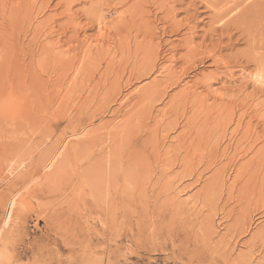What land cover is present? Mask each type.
Returning <instances> with one entry per match:
<instances>
[{"label":"rangeland","instance_id":"374dc122","mask_svg":"<svg viewBox=\"0 0 264 264\" xmlns=\"http://www.w3.org/2000/svg\"><path fill=\"white\" fill-rule=\"evenodd\" d=\"M199 1L0 0V264H264L259 151H223L230 137L215 151L213 122L197 126L246 99L233 93L247 73L211 60L179 72L221 34ZM231 32L216 50L222 59L245 48ZM43 48L80 56L83 74L39 63ZM147 51L156 68L139 79ZM169 72L182 76L175 86ZM188 91L205 100L202 112L181 100ZM250 117L245 125L259 126ZM111 153L115 212L105 173L99 193L87 173Z\"/></svg>","mask_w":264,"mask_h":264},{"label":"bare ground","instance_id":"6f19581e","mask_svg":"<svg viewBox=\"0 0 264 264\" xmlns=\"http://www.w3.org/2000/svg\"><path fill=\"white\" fill-rule=\"evenodd\" d=\"M105 1H107V0H105ZM167 1H169V0H167ZM197 1L200 2L199 0H197ZM201 2L203 3V4H201V6L204 5L206 10L208 9V11H210L209 9H212L211 11L213 14L212 13L211 14L213 17L210 18L211 22L209 25V27H210L209 29L211 30L210 32H212L216 36L219 34V32L221 33L217 38L218 44L216 43L217 45L215 46V49L213 48L214 46H211L212 48L210 47L211 48L210 50L208 49L209 47H207L205 45L206 47L203 46V48H200L201 51L200 52L197 51V53L195 52L193 57H191L189 55V59L187 61L188 67L185 64V66L187 68H184V65H183L182 66L183 68L182 67L179 68V69H181V70H179V72L183 76V75L188 74L189 72H191L194 69L197 70L198 68L195 67L196 66L194 64L195 62H198V64L199 63L203 64V66L206 63V60H211L213 65H220L222 63H219V62H224V61H227V63L224 62L227 65H228V63L231 64L234 62V64H237V66L239 67L240 70H242V72H245L247 74L244 75V73H243L242 76H240L241 77V79H240L241 81H239L241 83L240 84L241 86L239 85L240 89L237 91V93L236 92L233 93V95L242 96V95L247 94V96H246V99H244L241 102V104H238V105H236L237 100H234V102H233V100L230 101V105L225 107V112L222 111L219 114H217L215 117L209 116L208 118H205L202 121H200L202 123L197 124V126L199 128H206V127H210V124H212L211 122H213V124H214L213 130L216 133L215 145L213 146V148L216 149L215 151H220L221 150V143H223L222 141H224L225 139H228L229 137H230L229 141L231 144L227 145V147H225L223 149V151H230L231 149L233 151H259V154L257 155L259 157V171L261 173H264V101L262 100V97L264 95V0H201ZM193 4H194V2H193ZM68 10H70V9H68ZM16 12H17V10L14 9L12 11V15L15 16ZM19 14H20V12H19ZM71 16H70V18H71ZM25 17L26 18L32 17L31 10L28 12V9H27ZM100 24H102V23H100ZM175 25L180 26V24H178V23H176ZM136 27H138V26H136ZM100 30H101V32H103L105 29L102 26H100ZM231 30H233V33H234V31L237 32L236 37L239 39V40L238 39L237 40L242 41L245 48L242 51L240 50V52H236V54L232 55V57L230 55L229 56L230 58L227 55V59H225V58L222 59V58H220V55L222 53L218 57L216 50L221 49V52L226 50V48H224V47L221 48V45L224 43V38H225L224 34L225 33H228L227 38H229L230 41H232V38L235 37V34L233 35ZM178 31H179V29L173 30L172 32L175 34ZM213 34H210L212 36V38L214 37ZM206 37H207V35H206ZM209 38H210L209 40H212L211 37H209ZM186 40H185V42H186ZM189 40H191V39L189 38ZM237 40H236V42H237ZM204 41H205V39H204ZM0 44H1L0 45V55L1 54L4 55L3 42L1 41ZM186 44H187V42H186ZM226 44H227V42H226ZM234 46H236V44ZM195 47H197V46H195ZM187 48H188L189 54H191V51L193 49L191 42H189L187 44ZM58 49H60V48H54L53 50L55 51ZM41 50H42V48H41ZM49 53H50V55H48ZM46 54H47V58L44 59L43 61L42 60L39 61V63H42L48 59V62L46 64L48 66V68H54L55 67L56 69H59V68L68 67V65H69L71 67V69H70L71 73L72 72L75 73V76L83 74V71L85 70V65L83 63L80 65V63H81L79 61L80 56L77 57V55H74L73 57H71V59L64 60V59L60 58L61 56L66 55L64 52H59V53L56 52V54H55V52H52V50L47 51L45 48H43V53L41 55L42 58L44 57L43 55H46ZM60 54H62V55L60 56ZM7 57H9V56H7ZM155 57H156V55L150 54V52L147 51V54L143 57V61L140 64L136 63L137 65L134 66L135 74L138 75L136 77L141 79V77L146 76V75H150L153 73L154 69L156 68L155 65H153ZM216 57L220 58V59H215ZM230 59H232V61ZM81 60H82V58H81ZM82 61H84V60H82ZM147 62H149V63L145 68V63H147ZM226 64H225V67L227 68ZM228 70H230V69H228ZM167 71H169V70H167ZM180 74H178V73L175 74V72L174 73L169 72V75L165 79V83L169 86H171V85L175 86L177 81L181 80L180 78L182 76L180 77ZM223 74H224V72H223ZM177 75L179 77H177ZM75 76H74V78H75ZM177 78H179V79H177ZM135 80H137V79H135ZM214 80H217V79H214ZM137 81H139V80H137ZM163 86H165V85H163ZM210 86L211 85H209V87ZM165 87H163L164 90H165ZM153 88H156V85ZM153 88H151V90H153ZM157 88H159V87L157 86ZM250 88L252 89V91L249 93H246ZM166 89H167V87H166ZM157 90H159V89H157ZM160 90H161V88H160ZM190 91H191V89H190ZM190 91L183 94L181 97V100L184 101L185 103L190 102L194 108H196L195 105H197V107H199V108H197L196 111H194L193 113L198 114V113L202 112L201 108H202V110L205 108V103H204L205 100L203 101L201 98H199V96H198L199 99L195 98V95L193 93H190ZM155 94L157 95V93H155ZM159 95H160V93H159ZM179 96H177V97L180 98ZM226 96H227V94H226ZM178 98H175V99L177 100ZM255 98H259V104L254 105V108L256 110L255 112H257V109L259 106V114L255 115V116L251 115V117H250L249 116L250 113L248 114L247 112H248V110L252 109V106H249L248 102L250 101V99L254 100ZM177 101H179V100H177ZM244 109H246V111H244ZM247 117H250L251 120H253V118L259 117V126L256 125L254 127H251L252 121H251V123H250V121H248L247 124L245 125V119L247 120ZM190 123H191V121H190ZM192 123H195V121H192ZM125 129H127V128H125ZM207 138H208V136L201 138V140H204ZM98 144H99L98 148L101 149L102 145H104L102 136L99 137V143ZM113 144H115V143H113ZM87 158H89V156ZM106 160H107L108 166L104 167L103 165H100L101 162L98 161V162H96L95 166H92V168L87 169V173L91 179L89 181V183L91 184V186L94 185L93 186L95 188L94 190H96L98 193L101 192V189L103 188L102 187L99 189V181H98L99 174H100V172L105 173L104 180L106 183V190H107V192L106 191L105 192H106L108 198L110 199V201H109L110 207L112 208V211L115 212V210H114V205L116 204V201H115L116 197L115 196H116V193L121 190V187L117 186V184H119L118 179L113 176V172L116 170L117 160H113L112 153ZM189 170L191 171V168ZM186 171H187V169L185 170V172ZM185 174H187V173H185ZM191 175L192 174H190L189 176L191 177ZM220 175H221V173H219L218 177H220ZM123 177L128 178L129 176L126 173V175ZM221 180L222 179H219L218 181H221ZM124 183H126L128 185L129 182L125 181ZM259 186L264 187V174H262V181L260 180ZM242 188H243V186H242ZM146 190H147L146 185L142 184L141 191H142V195L144 196V199H145L144 192ZM164 190L165 189H162V191H164ZM241 191L243 193L244 190H241ZM96 200H97L96 202L101 201L99 199L98 194L96 196ZM145 202H146V200H145Z\"/></svg>","mask_w":264,"mask_h":264}]
</instances>
